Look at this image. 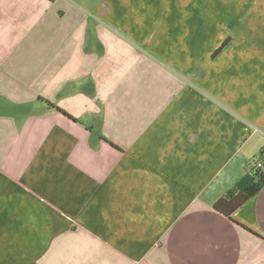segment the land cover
Wrapping results in <instances>:
<instances>
[{
	"label": "crops",
	"instance_id": "obj_1",
	"mask_svg": "<svg viewBox=\"0 0 264 264\" xmlns=\"http://www.w3.org/2000/svg\"><path fill=\"white\" fill-rule=\"evenodd\" d=\"M251 2L0 0V264H264V185L213 207L264 148Z\"/></svg>",
	"mask_w": 264,
	"mask_h": 264
},
{
	"label": "trees",
	"instance_id": "obj_2",
	"mask_svg": "<svg viewBox=\"0 0 264 264\" xmlns=\"http://www.w3.org/2000/svg\"><path fill=\"white\" fill-rule=\"evenodd\" d=\"M39 100H43L51 108L69 116L65 111L53 105L48 100H44L41 97H39ZM251 159L253 162L252 166L249 167V165H247L245 173L237 183L235 189L228 192L226 196L221 197L214 203L213 207L216 210L229 216L243 202L256 194L264 185V148Z\"/></svg>",
	"mask_w": 264,
	"mask_h": 264
},
{
	"label": "rangeland",
	"instance_id": "obj_3",
	"mask_svg": "<svg viewBox=\"0 0 264 264\" xmlns=\"http://www.w3.org/2000/svg\"><path fill=\"white\" fill-rule=\"evenodd\" d=\"M200 5L203 4L205 9H209L211 12V26L217 21L222 24V28H225L226 30L229 29L231 26H236L240 24V20H243L245 17V13L247 11H251L252 2L251 0H242L241 2H238L236 0H230L232 2H228L229 0H224V2H221V0H199ZM234 4V5H233ZM183 8L185 9H194L192 5L189 3H184ZM251 15V12H250ZM249 17H247L248 19ZM246 19V20H247ZM203 21L207 22L206 18H203ZM246 23V22H245ZM228 31V30H227ZM257 155V154H256ZM248 162L249 167L252 166L253 162L252 159Z\"/></svg>",
	"mask_w": 264,
	"mask_h": 264
}]
</instances>
